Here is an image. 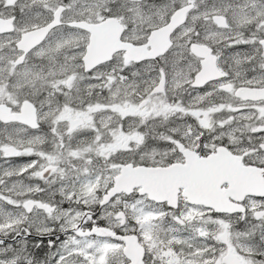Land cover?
I'll use <instances>...</instances> for the list:
<instances>
[{"label": "snow or ice", "instance_id": "6c2138e0", "mask_svg": "<svg viewBox=\"0 0 264 264\" xmlns=\"http://www.w3.org/2000/svg\"><path fill=\"white\" fill-rule=\"evenodd\" d=\"M0 264H264V0H0Z\"/></svg>", "mask_w": 264, "mask_h": 264}]
</instances>
